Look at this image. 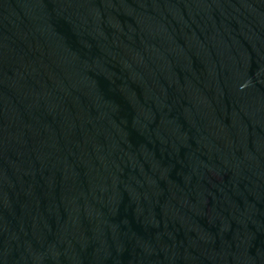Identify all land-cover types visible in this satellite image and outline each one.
Here are the masks:
<instances>
[{
	"label": "water",
	"instance_id": "95a60500",
	"mask_svg": "<svg viewBox=\"0 0 264 264\" xmlns=\"http://www.w3.org/2000/svg\"><path fill=\"white\" fill-rule=\"evenodd\" d=\"M0 264H264V0H0Z\"/></svg>",
	"mask_w": 264,
	"mask_h": 264
}]
</instances>
